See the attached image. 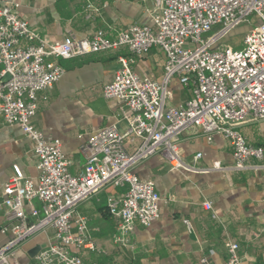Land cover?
<instances>
[{"label":"built area","instance_id":"built-area-1","mask_svg":"<svg viewBox=\"0 0 264 264\" xmlns=\"http://www.w3.org/2000/svg\"><path fill=\"white\" fill-rule=\"evenodd\" d=\"M86 10L87 19L97 12L89 5ZM148 12L152 27L134 24L114 37L99 29L82 39L67 36L47 42L15 7L0 5V120L19 127L31 144L38 171L33 181L14 165L2 188L0 234L8 240L0 246V264H13L17 247L47 230L52 231L48 243L27 264H99L80 255L103 251L90 235L88 218L77 210L107 186L124 189L119 198L107 201V212L116 220L113 243L131 248L134 225L149 227L159 218L161 199L154 183L134 173L152 156L162 157L177 171L264 170V148L251 144L240 131L243 125L264 123V0H153ZM241 26L248 29L240 49L221 43ZM121 49L129 56L118 59L120 68L101 93L128 109L126 127L120 131L112 125L90 135L82 149L81 171L73 176L60 141L47 140L33 125L38 101L47 100L45 94L61 79L59 60ZM152 49L164 55L160 80L133 71L135 59ZM174 81L190 87L189 98L178 107L167 103L168 86ZM191 129L208 143L215 136L225 139L232 164L199 168L200 153L184 161L179 141ZM127 143L133 147L130 152ZM202 207L216 218L210 202ZM223 245L226 258L221 264H240L237 243L226 240Z\"/></svg>","mask_w":264,"mask_h":264},{"label":"crops","instance_id":"crops-1","mask_svg":"<svg viewBox=\"0 0 264 264\" xmlns=\"http://www.w3.org/2000/svg\"><path fill=\"white\" fill-rule=\"evenodd\" d=\"M0 5L15 7L18 15L47 42L67 36L82 39L99 29L114 37L130 25L153 26L148 12L153 0H0ZM88 5L97 10L92 19L86 17ZM128 56L121 49L59 60L64 69L61 79L45 94L47 100L38 101L33 125L47 140L60 141L73 176L81 171L85 161L82 149L90 135L112 125L120 131L126 127L128 109L104 99L101 89L120 68L118 59ZM163 64L162 52L152 49L135 59L133 71L140 77L160 80ZM168 90V106L184 105L190 96V87L177 81ZM240 131L251 144L264 148V123H249ZM125 149L130 152L133 147L127 143ZM179 150L186 162L200 153L199 168L209 169L214 162L225 167L232 164L231 148L225 139L215 136L208 143L195 129L181 136ZM14 165L25 178L36 181L38 171L30 142L19 127L0 120V195L12 177ZM134 173L140 180L154 183L161 199L159 218L149 227L134 225L131 248L115 245L116 220L107 212V201L119 198L124 189L105 187L77 210L88 218L90 235L103 251L81 252L83 259L98 260L99 264H221L226 258L223 244L230 240L239 247L240 264H264V170L237 174L177 171L155 155L140 163ZM206 201L212 204L215 219L203 209ZM34 204L39 206L36 201ZM3 220L0 213V225ZM51 235L52 231L47 230L21 243L12 263L31 262L29 252L35 247L43 248ZM7 240L0 234V246Z\"/></svg>","mask_w":264,"mask_h":264},{"label":"rangeland","instance_id":"rangeland-1","mask_svg":"<svg viewBox=\"0 0 264 264\" xmlns=\"http://www.w3.org/2000/svg\"><path fill=\"white\" fill-rule=\"evenodd\" d=\"M251 23H254V20H252ZM248 27L247 26H241L237 28L236 30L230 32L225 39L221 41L222 44H227L228 46L232 47L233 49H240L242 47V40L243 36L246 33ZM215 29H213V32ZM210 35V34H209Z\"/></svg>","mask_w":264,"mask_h":264},{"label":"water","instance_id":"water-1","mask_svg":"<svg viewBox=\"0 0 264 264\" xmlns=\"http://www.w3.org/2000/svg\"><path fill=\"white\" fill-rule=\"evenodd\" d=\"M41 249V247H35L33 248L30 252H29V256L31 258H34L35 255L39 252V250Z\"/></svg>","mask_w":264,"mask_h":264},{"label":"trees","instance_id":"trees-1","mask_svg":"<svg viewBox=\"0 0 264 264\" xmlns=\"http://www.w3.org/2000/svg\"><path fill=\"white\" fill-rule=\"evenodd\" d=\"M85 261H95V262H97L98 263V260H92V259H84ZM101 264V263H100Z\"/></svg>","mask_w":264,"mask_h":264}]
</instances>
